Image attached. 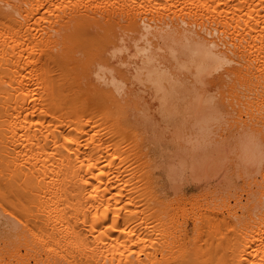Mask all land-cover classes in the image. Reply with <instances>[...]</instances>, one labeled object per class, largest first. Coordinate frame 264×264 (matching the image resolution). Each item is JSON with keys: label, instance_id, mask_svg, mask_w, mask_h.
<instances>
[{"label": "bare ground", "instance_id": "obj_1", "mask_svg": "<svg viewBox=\"0 0 264 264\" xmlns=\"http://www.w3.org/2000/svg\"><path fill=\"white\" fill-rule=\"evenodd\" d=\"M0 264H264V0H0Z\"/></svg>", "mask_w": 264, "mask_h": 264}, {"label": "rangeland", "instance_id": "obj_2", "mask_svg": "<svg viewBox=\"0 0 264 264\" xmlns=\"http://www.w3.org/2000/svg\"><path fill=\"white\" fill-rule=\"evenodd\" d=\"M228 80V79H227ZM203 84V102L210 110L206 115L202 131L203 138L207 145L221 139L225 147L223 152L210 159H215L213 168L216 173H225V161L219 163L217 159H235L236 142L233 137L238 108L235 97V84L232 82H222L207 80ZM232 171V165L229 167V173ZM226 177V176H225Z\"/></svg>", "mask_w": 264, "mask_h": 264}]
</instances>
